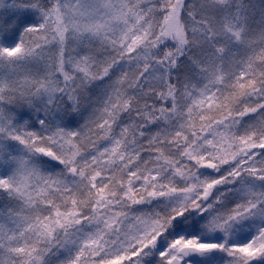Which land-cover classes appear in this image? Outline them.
<instances>
[{
    "label": "snow or ice",
    "instance_id": "6c2138e0",
    "mask_svg": "<svg viewBox=\"0 0 264 264\" xmlns=\"http://www.w3.org/2000/svg\"><path fill=\"white\" fill-rule=\"evenodd\" d=\"M0 264H264V0H0Z\"/></svg>",
    "mask_w": 264,
    "mask_h": 264
}]
</instances>
